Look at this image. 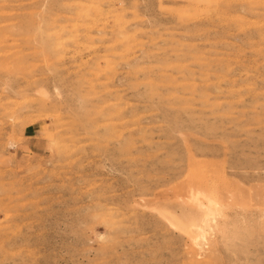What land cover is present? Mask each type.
I'll return each mask as SVG.
<instances>
[{
  "label": "rangeland",
  "instance_id": "1",
  "mask_svg": "<svg viewBox=\"0 0 264 264\" xmlns=\"http://www.w3.org/2000/svg\"><path fill=\"white\" fill-rule=\"evenodd\" d=\"M1 39L0 264H264V0H0ZM198 183L205 249L159 216Z\"/></svg>",
  "mask_w": 264,
  "mask_h": 264
},
{
  "label": "bare ground",
  "instance_id": "2",
  "mask_svg": "<svg viewBox=\"0 0 264 264\" xmlns=\"http://www.w3.org/2000/svg\"><path fill=\"white\" fill-rule=\"evenodd\" d=\"M0 42H3V39H1ZM181 197V202L178 205L180 214H172L167 210L163 209L161 211L159 209V216L161 215L162 219L168 225L187 235L195 245L200 246L201 249H205L211 238L219 232L220 225L224 223V220L222 221V219L224 218V207L226 205L224 203L226 202H223V198L217 190L212 189L203 183L189 186L185 195H182ZM228 206L229 205H227V207ZM227 217H225V219ZM229 221L231 220L229 219ZM224 225L223 227L225 228ZM219 234L221 233L219 232ZM216 237H214V240ZM209 246L213 247V245L211 246V243Z\"/></svg>",
  "mask_w": 264,
  "mask_h": 264
}]
</instances>
